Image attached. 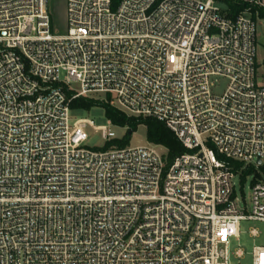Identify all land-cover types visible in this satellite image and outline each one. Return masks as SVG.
I'll list each match as a JSON object with an SVG mask.
<instances>
[{"label": "built area", "instance_id": "2783aa9c", "mask_svg": "<svg viewBox=\"0 0 264 264\" xmlns=\"http://www.w3.org/2000/svg\"><path fill=\"white\" fill-rule=\"evenodd\" d=\"M225 10L223 0H66L55 34L48 0H0V264L245 256L230 241L243 220L264 224V86L257 22ZM101 93L163 122L189 151L168 165L158 145L89 148L88 126L108 143L113 123L72 122L70 103ZM248 167L250 211L234 183ZM252 264H264V243Z\"/></svg>", "mask_w": 264, "mask_h": 264}, {"label": "rangeland", "instance_id": "374dc122", "mask_svg": "<svg viewBox=\"0 0 264 264\" xmlns=\"http://www.w3.org/2000/svg\"><path fill=\"white\" fill-rule=\"evenodd\" d=\"M261 4H254L258 8L264 10V0H260ZM263 4V5H262ZM48 6L50 15L52 17L53 32L55 34H62L66 30V0H48ZM248 16L252 17L257 22V83L259 86H264V18L260 16L259 12L248 13ZM226 85V81H221L220 89L223 90ZM76 88V84H73ZM94 101L103 103H110V100L106 94H93L91 97ZM111 104V103H110ZM112 105V104H111ZM70 116L72 122L77 119H90L93 121L96 127L109 126L108 117L105 114V110L101 106H94L90 109H71ZM111 130L115 134V140L129 139V145L132 147L150 145L147 139V131L144 125L138 126L137 130L128 135V127H122L117 125H110ZM88 141L86 145L89 148L100 150L105 146V140L102 137V133L99 130H95L93 127L87 128ZM162 151L165 149H161ZM255 165V163H254ZM251 170L250 172H252ZM261 176L264 178L263 167L258 168ZM249 172V173H250ZM245 179L242 181L239 177L234 179L236 197L239 206L242 209L250 211L251 197H252V184L255 178V173L244 175ZM257 229L260 232L258 237H253L250 231ZM264 243V224L255 220H243L241 222L240 234L236 238H232L230 241V250L234 254L239 248L245 253V256L241 259L232 256L233 264H252V251L255 245H262Z\"/></svg>", "mask_w": 264, "mask_h": 264}, {"label": "trees", "instance_id": "16d2710c", "mask_svg": "<svg viewBox=\"0 0 264 264\" xmlns=\"http://www.w3.org/2000/svg\"><path fill=\"white\" fill-rule=\"evenodd\" d=\"M226 5V15L229 17H236L240 13L244 11H249L253 13L255 16V12H259L260 16L264 18V10L262 8H258L257 6L250 4V0H223ZM120 0H113V6L116 7ZM258 67V64H257ZM68 97L72 96V92L67 91ZM71 109H90L94 106H101L105 110V114L114 125L128 127V135H132L140 125H144L147 131V139L150 144L158 145L163 147L166 150V162L167 164H171L173 160L183 154L188 152L182 143L176 138L173 132L167 128V126L156 119L153 118H142V117H133L128 116L121 110L117 109L115 106L110 103H103L99 101H94L90 97H79L75 98L70 103ZM131 131V134L129 132ZM129 139L126 140H112L106 143L104 149H108L113 146L124 147L129 145ZM219 158H223L219 156ZM229 165L234 169H240L243 164L240 162H236L233 160H227ZM251 167H248L243 170L241 175L242 181L245 179L244 175L250 174ZM250 172V173H249Z\"/></svg>", "mask_w": 264, "mask_h": 264}, {"label": "water", "instance_id": "95a60500", "mask_svg": "<svg viewBox=\"0 0 264 264\" xmlns=\"http://www.w3.org/2000/svg\"><path fill=\"white\" fill-rule=\"evenodd\" d=\"M129 134H131V131L129 132ZM259 164H261V161H258Z\"/></svg>", "mask_w": 264, "mask_h": 264}]
</instances>
